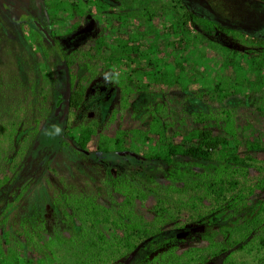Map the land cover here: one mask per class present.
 Returning a JSON list of instances; mask_svg holds the SVG:
<instances>
[{"label": "rangeland", "instance_id": "374dc122", "mask_svg": "<svg viewBox=\"0 0 264 264\" xmlns=\"http://www.w3.org/2000/svg\"><path fill=\"white\" fill-rule=\"evenodd\" d=\"M2 1L0 264H25V259L31 255L24 246V234L19 233L28 225L22 218L28 209V193L24 189L13 194L7 184L12 178L18 180L34 172L37 181L35 192L46 193L55 199L60 209L51 213L48 208L44 215H37L45 232L35 233L34 239L44 245L38 252L45 264H83L82 260L86 264H124L132 251L128 245L138 243L144 235L134 229L130 233V229L120 222V214L125 211L122 207H127V204H124L120 194L112 192L104 183L101 164L89 157L69 156L58 151L49 166L35 159L23 174L16 173L18 161L29 139L21 132L27 120L24 118L23 98L16 97L17 87H13L15 83L11 85V79L21 68V62L16 57L18 43L24 42L32 51L38 52L40 44L45 41L27 21L4 11ZM19 1L31 13L37 8L33 0ZM125 1L128 4L123 0H74L75 4H72V0H45L48 9L58 11L54 13L61 17L60 21L52 17L55 23L51 24V29L56 34L68 33L73 14L75 20L86 12L95 15L99 31L89 39L88 44H81L75 49L78 55L91 45L92 53H95L94 44L100 40L105 46L120 50V54L114 56L108 52V48H104L101 55L93 57L89 67H86L82 75L84 102L70 115L69 135L75 136L87 151L96 150L100 145L101 131L112 139L121 138L123 147L115 148L110 160L111 164L120 168L123 162L131 160L120 156L124 150L139 155L159 150L155 142L143 136L144 132L150 130L149 122L154 116L162 119L168 138L180 143L182 136L197 126L192 120L193 112L231 108L236 114L239 129L253 133L254 138L260 137L264 142V90L248 97L232 95L218 102L210 93V88L206 90V87L190 84L184 90L180 85H168L151 64L154 62L156 45L164 46L165 36L167 40L172 39L167 27L183 11L182 4L173 3L176 7L172 8L171 0H151L154 2L150 11L156 5L160 12L149 21H140L137 11H141L145 0ZM188 3L198 12V16L209 12L222 24L228 23L234 27L226 30L215 28L214 33L210 34L201 24L204 18L190 22L188 27L197 51L196 60L207 54L218 69L226 53L234 55L248 67L251 61L260 57L258 53L264 49V11H260L264 5L261 0H188ZM58 39L65 48L63 39ZM124 45L127 47L124 48ZM191 67L192 63L188 65V73L194 77ZM40 69L41 85L46 93L50 89L49 77L60 68L51 63L45 67L40 62ZM17 114L21 116V122ZM147 135L150 137L152 134ZM253 155L257 158L256 164L264 168V149L255 151ZM249 175L255 177L257 173L252 170ZM138 186L147 195L145 200L135 196L129 206L132 219H141L149 227L160 226L164 230H172L177 237L132 264H167L161 260L162 256H171V253L180 255L184 264H264V250L257 251L252 247L242 249L240 244L232 248L230 261L225 260L229 250L205 262L200 261L198 253L208 254L209 249L201 239L203 227L198 225L201 219L192 208L181 203L184 194H167L160 186L150 191L146 186ZM260 194L264 196V192ZM88 196L94 199L93 205L85 201ZM203 205L206 212L214 210V204L208 201ZM162 209L165 210L164 219L158 222V210Z\"/></svg>", "mask_w": 264, "mask_h": 264}, {"label": "trees", "instance_id": "16d2710c", "mask_svg": "<svg viewBox=\"0 0 264 264\" xmlns=\"http://www.w3.org/2000/svg\"><path fill=\"white\" fill-rule=\"evenodd\" d=\"M33 1L37 7L48 8L46 4ZM123 2L128 4L125 0ZM153 2L145 0L141 11H137L140 21H149L160 12L156 5L150 11ZM170 2L172 8L176 7L173 3H181L183 11L170 21L167 28L172 39L167 40L165 36L164 46L156 45L154 62L151 63L168 85H180L184 90L190 84L206 87V90L210 88V93L218 102L232 95L248 97L264 90V49L258 53L259 58L249 63V67L229 53L223 56L218 69L207 54L196 60L197 51L188 27L190 22L204 18L201 24L210 34L214 33L215 28L226 30L234 27L228 23L222 24L221 20L209 12L198 16L188 0ZM44 16L57 17L55 13H45ZM54 18L45 21V25L55 23ZM27 22L38 31L30 20ZM18 44L16 57L21 62V68L11 79V85L15 83L13 87H17L16 97L23 98V109L26 112L24 118L27 120L24 123L26 125H22L21 132L29 139L18 161L16 173L23 174L35 159L43 162L44 166H49L58 151L69 156L89 157L101 164L104 183L112 192L120 194L124 198V204H127V207H122L125 211L120 214V222L130 229V233L134 229L144 235L138 243L128 245L132 251L124 264L135 263L143 255L161 249L177 237V233L172 230H164L160 226L149 227L141 219H132L129 206L135 196L145 200L147 195L138 184L146 186L149 191L160 186L167 194H184L181 203L192 208L201 219L198 223L203 227L201 239L209 249L208 254L198 253L200 261L205 262L228 250L225 260L230 261L232 248L238 244L242 249L252 247L257 251L264 250V196L260 194L264 192V168L256 164L257 158L253 155L255 151L264 149V142L260 137L254 138L253 133L239 129L233 109L193 112L192 120L197 126L189 129L180 143L168 138L162 119L154 116L149 122L150 130L144 132L143 136L155 142L159 150L148 155L130 154L128 150H124L120 156L131 160L123 162L119 168L111 164L110 160L115 148L123 147L121 138L112 139L101 131L100 145L96 150L87 151L75 136L69 135V123L71 113L84 102L82 75L91 59L101 55L104 48H108V52L114 56L120 54V50L105 46L101 40L94 44L95 53H92L91 45L81 55H78L76 48H64L59 39H55L54 43H41L38 52L32 51L24 42ZM125 47L127 46L124 45ZM135 49L136 47L133 48ZM40 62L45 67L51 63L60 68V71H55L49 77L50 89L46 93L41 85ZM191 63L194 77L188 73V65ZM17 115L21 122V116ZM148 133L152 135L149 137ZM252 170L257 173L255 177L249 175ZM35 173L25 174L18 179L19 182L12 178L7 184L13 194L24 189L28 193V209L22 216L28 225L19 231L21 235L24 234V246L31 254L25 259V264H45L38 252L44 245L38 244L34 239L35 233L44 231L37 215H44L48 208L51 213L60 210L55 199L46 193L35 192ZM85 201L90 205L94 204V199L90 196ZM205 201L214 204L212 212L204 211ZM158 213L157 221L162 222L165 210H158ZM161 260L167 264H184L180 255L173 253L171 256H162ZM81 262L86 264V261Z\"/></svg>", "mask_w": 264, "mask_h": 264}, {"label": "flooded vegetation", "instance_id": "af4514ba", "mask_svg": "<svg viewBox=\"0 0 264 264\" xmlns=\"http://www.w3.org/2000/svg\"><path fill=\"white\" fill-rule=\"evenodd\" d=\"M38 3L41 4H46L45 0H37ZM72 0V4H75ZM263 5H264V0H261ZM9 5L5 6L2 2V6L4 7V11H8L10 14H12L14 17L21 18L25 21L30 20L35 27L38 29V32L43 36L44 41H49L51 43L55 42V39L62 38L66 47L65 48H78L81 44H88L89 39L99 31L98 27V22L94 14H91L89 12H86L80 17L78 20L74 19V14L71 16L70 21L72 22L70 24V29L68 31V36L66 35L67 33H60L56 34L53 32L51 29V24L50 26L45 25V21H51L53 18L44 16L45 13H54L58 11H50V9H46L44 7H37L34 12H29L28 9L25 7H22V4L20 3L19 0H6ZM200 8H203L202 5H199ZM205 8V7H204ZM23 10L24 14L22 15H17L16 11ZM260 11H264V8H261ZM55 20L60 21L61 17L57 16ZM39 23L42 28H44L49 36L50 39L46 37L44 32L40 27H38L36 24ZM82 29H87L84 32H80ZM67 36V37H66ZM53 42H52V41Z\"/></svg>", "mask_w": 264, "mask_h": 264}, {"label": "water", "instance_id": "95a60500", "mask_svg": "<svg viewBox=\"0 0 264 264\" xmlns=\"http://www.w3.org/2000/svg\"><path fill=\"white\" fill-rule=\"evenodd\" d=\"M2 2H3V4H4L5 6L9 5L8 2H6L5 0H3ZM16 13H17V15H22V14H24V11H23V10H20V11H16ZM36 25H37L38 27H40V28L42 29V31L44 32V34L46 35V37H47L48 39H50V36H49L48 32H47L44 28H42L41 25H40L39 23H37ZM86 30H87V29H82L80 32H84V31H86ZM51 41H52V40H51ZM52 42H53V41H52ZM59 109H60V106L57 107V110H59Z\"/></svg>", "mask_w": 264, "mask_h": 264}, {"label": "clouds", "instance_id": "9594fccd", "mask_svg": "<svg viewBox=\"0 0 264 264\" xmlns=\"http://www.w3.org/2000/svg\"><path fill=\"white\" fill-rule=\"evenodd\" d=\"M57 131H59V129H57Z\"/></svg>", "mask_w": 264, "mask_h": 264}]
</instances>
